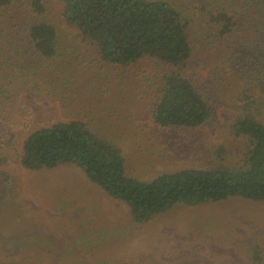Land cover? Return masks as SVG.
Listing matches in <instances>:
<instances>
[{"label":"rangeland","instance_id":"obj_1","mask_svg":"<svg viewBox=\"0 0 264 264\" xmlns=\"http://www.w3.org/2000/svg\"><path fill=\"white\" fill-rule=\"evenodd\" d=\"M44 1L58 30V58L38 62L30 75L20 73L0 93L5 141L0 191L7 194L0 208V264H33L41 254L48 257L40 264H55V258L65 259L56 264H133L137 258L144 264H252L251 243L264 258V203L234 197L199 206L179 204L150 222L133 223L127 204L109 198L75 166L34 172L20 163L32 132L80 120L118 145L128 174L143 181L183 169H212L220 157L228 166H239L247 140L231 133L237 85L210 64L212 45L205 36L211 15L232 0H147L177 9L188 23L198 59L209 62L196 70V77L191 72L204 86L213 112L197 129H162L153 123L163 67L153 61L125 70L105 64L64 22L60 0ZM220 150L224 155L218 157Z\"/></svg>","mask_w":264,"mask_h":264},{"label":"trees","instance_id":"obj_2","mask_svg":"<svg viewBox=\"0 0 264 264\" xmlns=\"http://www.w3.org/2000/svg\"><path fill=\"white\" fill-rule=\"evenodd\" d=\"M48 13L44 0H0V93L20 73L30 75L38 62L58 58V30ZM60 15L105 64L125 70L153 61L165 69L151 110L156 126L197 129L212 118L204 86L191 74L196 77V70L209 62L198 59L188 23L177 9L147 0H60ZM206 26L211 58H216L210 64L237 85L231 133L247 140L239 166H228L220 150L215 168L183 169L143 181L128 174L118 145L80 120L55 122L32 132L24 141L21 165L34 172L75 166L109 198L127 204L133 223L150 222L179 204L199 206L234 197L264 203V0H232L212 14ZM191 63L197 66L193 69ZM4 143L0 132V150ZM6 197L1 190L0 208ZM249 247L254 248L250 262L264 264L259 246ZM45 256L37 255L33 264L43 263ZM136 262L145 263L140 258Z\"/></svg>","mask_w":264,"mask_h":264}]
</instances>
